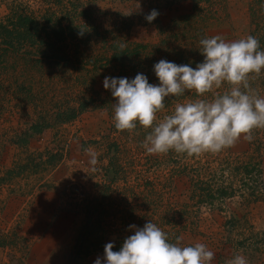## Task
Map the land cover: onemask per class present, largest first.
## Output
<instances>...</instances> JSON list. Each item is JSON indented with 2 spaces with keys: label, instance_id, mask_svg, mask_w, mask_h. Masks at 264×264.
I'll return each mask as SVG.
<instances>
[{
  "label": "rangeland",
  "instance_id": "1",
  "mask_svg": "<svg viewBox=\"0 0 264 264\" xmlns=\"http://www.w3.org/2000/svg\"><path fill=\"white\" fill-rule=\"evenodd\" d=\"M15 15L76 34L54 59L37 60L26 43L0 64V264H104L107 243L119 251L134 234L129 226L148 221L170 243L205 244L210 264L237 254L264 264V129L219 153L148 154L150 129L118 131L116 100L103 87L105 77L138 73L158 85L153 68L162 59L195 68L204 59L199 41L215 35H253L264 50V0H0V22ZM249 82L264 97V70ZM211 95L167 97L158 120L176 103ZM88 148L98 154L95 171ZM149 199L152 208L142 205ZM87 240L95 250L75 254Z\"/></svg>",
  "mask_w": 264,
  "mask_h": 264
},
{
  "label": "clouds",
  "instance_id": "2",
  "mask_svg": "<svg viewBox=\"0 0 264 264\" xmlns=\"http://www.w3.org/2000/svg\"><path fill=\"white\" fill-rule=\"evenodd\" d=\"M158 16L152 10L145 18L150 23ZM203 62L195 68L160 60L154 65L158 85L150 84L138 73L129 81L125 78L105 77L103 87L111 90L116 100L113 108L114 127L132 132L137 125L150 129L142 147L148 154L174 151L188 156L219 153L233 147L238 140L251 142L256 129H264V97L253 89L250 75L264 70V50L253 35L226 41L215 35L199 41ZM124 45H121L123 47ZM229 87L224 92L222 85ZM194 92L198 98L176 103L173 111L158 120L165 108V98L180 97ZM93 171L98 154L85 149ZM134 234L128 236L119 249L113 243L104 246V264H210L214 252L203 243L183 246L170 243L166 233L151 221L143 228L129 226ZM94 264H101L97 258ZM226 264H248L247 258L237 254Z\"/></svg>",
  "mask_w": 264,
  "mask_h": 264
},
{
  "label": "trees",
  "instance_id": "3",
  "mask_svg": "<svg viewBox=\"0 0 264 264\" xmlns=\"http://www.w3.org/2000/svg\"><path fill=\"white\" fill-rule=\"evenodd\" d=\"M39 22L40 21H37L36 18L28 17L25 15H15L13 19L7 18L6 22H3V23L0 22V64L4 62L6 53L8 54L11 53L12 55L13 54L15 55L20 50V48L24 46L26 43L29 46L28 48H31L32 46L36 47V50H37L36 56H38L37 60H50L56 57L55 55L58 51V48L60 50L59 45L60 44L63 45L67 38H69L70 40H75L76 29H73L72 26L67 25L65 27H62L63 29H61L59 26V23L57 22H54L53 24H51L52 27L50 25H49L50 27L47 26L49 22V20L47 19L43 20L42 24H40ZM26 25H30V31H31L30 35L29 34L24 35L22 33V29L24 31L27 28H29ZM52 28H54L55 30H53ZM65 31L69 32L71 36H67L68 33L66 34ZM41 47H43V50L40 52L38 48L40 49ZM24 52H25V55H29L28 51H24ZM34 63L39 64L38 61H34ZM247 167L248 166H246L245 164L241 168L242 169L241 171L243 172V174H247L248 172ZM146 183L151 186L150 181H146ZM150 191H151V194L154 195V198L157 199L158 195H156L154 188L148 187L146 189V192H150ZM172 192H173V189H172ZM220 194L225 196V193L223 191H220ZM144 204L145 203L142 202V205ZM151 206H152V200L149 199L147 201L146 208H152ZM163 209H167V207ZM168 218H169L168 214L167 213L165 214V210H164L162 212V219L168 220ZM115 220L117 219L115 218L113 219L114 224H115ZM86 222H88V220ZM119 223L123 224V222L121 223L120 221ZM98 225H99V222L94 226L97 229H100ZM113 231L114 230L110 232L113 233ZM96 246H99V245L97 244ZM95 248H96L95 245H93V243L89 241L87 245L79 244V245L74 246L73 252L75 254L81 253L82 256L83 255L86 256V255H89V253H92L91 251L92 250L94 251Z\"/></svg>",
  "mask_w": 264,
  "mask_h": 264
},
{
  "label": "crops",
  "instance_id": "4",
  "mask_svg": "<svg viewBox=\"0 0 264 264\" xmlns=\"http://www.w3.org/2000/svg\"><path fill=\"white\" fill-rule=\"evenodd\" d=\"M147 203L144 204V206H146Z\"/></svg>",
  "mask_w": 264,
  "mask_h": 264
}]
</instances>
